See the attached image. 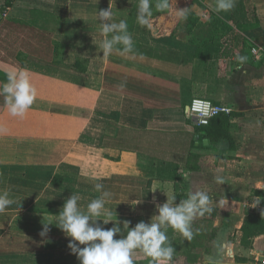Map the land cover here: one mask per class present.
Here are the masks:
<instances>
[{"label":"crops","instance_id":"crops-1","mask_svg":"<svg viewBox=\"0 0 264 264\" xmlns=\"http://www.w3.org/2000/svg\"><path fill=\"white\" fill-rule=\"evenodd\" d=\"M245 1L243 44L221 32L231 10L215 12L214 0H173L171 12H155L150 40L136 22L138 0L14 1L0 18V82L26 68L37 95L23 117L0 96V191L15 201L0 212V264H79L55 225L40 233L72 194L86 210L100 195L96 183L112 194L113 219L130 227L150 222L166 196L178 203L204 190L224 203L193 222L204 236L195 248L168 229L170 264H260L264 235L245 248L240 228L247 211L264 212V62L254 54L257 40L264 45V0ZM108 8L127 20L134 55L103 57L96 13ZM193 98L231 109L232 145H198L199 126L186 114ZM133 259L151 264L139 251Z\"/></svg>","mask_w":264,"mask_h":264},{"label":"clouds","instance_id":"clouds-1","mask_svg":"<svg viewBox=\"0 0 264 264\" xmlns=\"http://www.w3.org/2000/svg\"><path fill=\"white\" fill-rule=\"evenodd\" d=\"M172 5L173 0H138L136 22L151 29L154 12H171ZM234 5L235 0H214L213 10L217 13L229 12ZM178 12L186 18L187 9ZM96 16L100 22V35L103 37L100 43L103 57L107 58L113 52L121 56L134 55V41L128 31L127 20L115 21L110 8L97 11ZM235 59L243 64L247 57L237 55ZM124 86L123 83L119 85L121 88ZM36 95L30 72L26 68H12L7 73L6 82H0V96H3L5 107L14 117H23L33 105ZM215 183L222 185L224 181L217 177ZM94 190L100 195L87 203L86 210L82 211L79 206L81 196L72 194L64 201L58 214L50 215L53 223L43 222L40 233L41 236H46L49 226L55 225L69 238L67 247L79 264H134L133 257L137 251L149 257L151 264H170L175 248L167 235L168 229L171 228L191 241L194 237L193 222L206 214L211 215L214 211L213 204L224 203V200L214 203L208 193L200 189L189 191L187 198L178 203L174 195L166 196V202L156 204L157 214L150 222L140 221L130 227V221L120 222L117 215L114 220L112 213L106 209L105 205L111 200L112 194L104 190V185L96 183ZM14 202L8 191H0V212ZM257 202L259 205V197ZM139 203L141 202H137ZM109 223L113 225L111 228L104 227ZM209 264L218 262L209 258Z\"/></svg>","mask_w":264,"mask_h":264},{"label":"trees","instance_id":"trees-1","mask_svg":"<svg viewBox=\"0 0 264 264\" xmlns=\"http://www.w3.org/2000/svg\"><path fill=\"white\" fill-rule=\"evenodd\" d=\"M14 1L15 0H3L2 5H0V18L3 17L6 11L13 6ZM199 1L200 0H198V2ZM245 4V0H235V5L231 10V15L229 18V21L231 22L234 29L232 28V26H229L223 22L218 24L221 28L220 30H222L221 32L238 37V41L242 44L244 43V40L242 39L240 33L246 31L250 25ZM256 45H262V43H260V40L256 41ZM75 68L81 73L84 72L78 61L75 63ZM231 116L232 113H230V115L222 114L211 119L206 126L195 127V133L199 139L198 145L201 148H212L222 142H226L229 145H232V139L230 137L231 123L229 121ZM203 141H207V145H204ZM191 156L194 159H198V157L194 156V154ZM52 184H61V178L56 177L55 179H53ZM214 215L215 214L212 213L210 216L213 217ZM240 231L242 233L241 245L245 248H249L254 238L260 235H264L263 213L247 211L245 217L243 218V223ZM203 237L204 236L194 234L193 239L187 242L191 244V247L195 248L198 245V240L202 239ZM192 258L194 259L195 257L193 256Z\"/></svg>","mask_w":264,"mask_h":264},{"label":"built area","instance_id":"built-area-1","mask_svg":"<svg viewBox=\"0 0 264 264\" xmlns=\"http://www.w3.org/2000/svg\"><path fill=\"white\" fill-rule=\"evenodd\" d=\"M255 59L264 62V46L255 45ZM231 109L227 106L216 105L205 98H193L187 108V117L197 126H206L209 121L219 115H230ZM264 264V259L260 261Z\"/></svg>","mask_w":264,"mask_h":264},{"label":"rangeland","instance_id":"rangeland-1","mask_svg":"<svg viewBox=\"0 0 264 264\" xmlns=\"http://www.w3.org/2000/svg\"><path fill=\"white\" fill-rule=\"evenodd\" d=\"M2 3H3V0H0V5H2ZM174 16H176V15L174 14ZM153 17H155V12H154ZM153 17H152V18H153ZM151 23L153 24V21H151ZM153 25H154V24H153ZM153 27H154V29H153ZM153 27L150 29V28H147V27H142V26H140V27H139V28H140L139 30H140V32H141L142 34H144L145 36H148V38H149V40H150V37H149V36H150V35H153V36L155 35V34H154V32H155V25H154ZM185 30H188V26L185 27ZM149 40H147L146 43L149 42ZM144 42H145V41H144ZM143 49H144V50L148 49V46H144ZM79 65L81 66V68H82V67H85V66H86V61H85V60H81Z\"/></svg>","mask_w":264,"mask_h":264},{"label":"water","instance_id":"water-1","mask_svg":"<svg viewBox=\"0 0 264 264\" xmlns=\"http://www.w3.org/2000/svg\"><path fill=\"white\" fill-rule=\"evenodd\" d=\"M204 143H206V142H204Z\"/></svg>","mask_w":264,"mask_h":264}]
</instances>
